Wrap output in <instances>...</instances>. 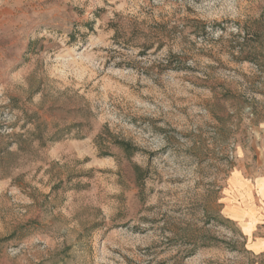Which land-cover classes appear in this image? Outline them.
Here are the masks:
<instances>
[{
    "label": "rangeland",
    "instance_id": "374dc122",
    "mask_svg": "<svg viewBox=\"0 0 264 264\" xmlns=\"http://www.w3.org/2000/svg\"><path fill=\"white\" fill-rule=\"evenodd\" d=\"M261 181L264 0H0V264H264Z\"/></svg>",
    "mask_w": 264,
    "mask_h": 264
},
{
    "label": "crops",
    "instance_id": "0c3cea01",
    "mask_svg": "<svg viewBox=\"0 0 264 264\" xmlns=\"http://www.w3.org/2000/svg\"><path fill=\"white\" fill-rule=\"evenodd\" d=\"M243 181V178H242ZM240 182L236 181L233 186L238 185ZM264 182H257L256 189L264 197L263 193ZM235 196V194H234ZM231 214L235 218H243L242 229L244 235L248 238L249 243L253 249L259 253L264 252V198L260 205L255 203H248L246 206L237 207ZM245 229V230H244Z\"/></svg>",
    "mask_w": 264,
    "mask_h": 264
},
{
    "label": "trees",
    "instance_id": "16d2710c",
    "mask_svg": "<svg viewBox=\"0 0 264 264\" xmlns=\"http://www.w3.org/2000/svg\"><path fill=\"white\" fill-rule=\"evenodd\" d=\"M116 143L122 147H124L125 149L131 151L132 150V146L128 143V142H124L121 140H117Z\"/></svg>",
    "mask_w": 264,
    "mask_h": 264
}]
</instances>
